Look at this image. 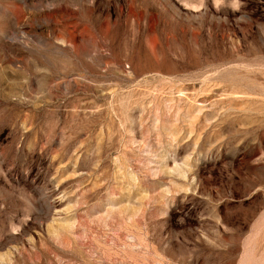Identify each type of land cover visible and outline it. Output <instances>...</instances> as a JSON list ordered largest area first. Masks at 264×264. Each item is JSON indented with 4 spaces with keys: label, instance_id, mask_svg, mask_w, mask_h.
Instances as JSON below:
<instances>
[{
    "label": "rangeland",
    "instance_id": "1",
    "mask_svg": "<svg viewBox=\"0 0 264 264\" xmlns=\"http://www.w3.org/2000/svg\"><path fill=\"white\" fill-rule=\"evenodd\" d=\"M0 264H264V0H0Z\"/></svg>",
    "mask_w": 264,
    "mask_h": 264
}]
</instances>
